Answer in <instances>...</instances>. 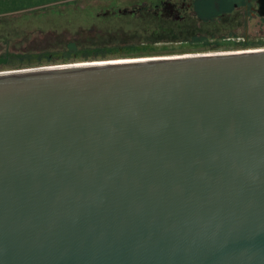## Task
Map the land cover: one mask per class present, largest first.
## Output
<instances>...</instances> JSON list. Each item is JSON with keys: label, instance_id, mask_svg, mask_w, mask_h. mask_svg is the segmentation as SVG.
Here are the masks:
<instances>
[{"label": "water", "instance_id": "obj_1", "mask_svg": "<svg viewBox=\"0 0 264 264\" xmlns=\"http://www.w3.org/2000/svg\"><path fill=\"white\" fill-rule=\"evenodd\" d=\"M0 264H264V47L0 71Z\"/></svg>", "mask_w": 264, "mask_h": 264}, {"label": "rangeland", "instance_id": "obj_2", "mask_svg": "<svg viewBox=\"0 0 264 264\" xmlns=\"http://www.w3.org/2000/svg\"><path fill=\"white\" fill-rule=\"evenodd\" d=\"M69 1L0 0V70L264 47V16L239 1L208 20L199 19L192 0H162L156 6L121 0V17L91 20L74 12L86 6L95 9L104 0H75L73 5ZM38 4L70 10L69 20L57 15L19 19L34 8L2 11Z\"/></svg>", "mask_w": 264, "mask_h": 264}, {"label": "trees", "instance_id": "obj_3", "mask_svg": "<svg viewBox=\"0 0 264 264\" xmlns=\"http://www.w3.org/2000/svg\"><path fill=\"white\" fill-rule=\"evenodd\" d=\"M101 1V0H99ZM105 3H101L96 5L95 9L94 7L90 9L88 6L79 9L77 11H80V13L74 12V14H80L81 18H85L88 20L91 19H110L111 17H121V6L123 3L121 0H104ZM143 1H147L149 4H153L154 6L158 5L162 0H132L129 1L126 4H130L133 6H138ZM239 1L240 3H243V0H192V6L196 10V15H198L199 19L201 20H208L209 18H214L216 16H220L222 13H226L230 11V8H233L234 3ZM70 5L76 4L77 1L72 0L67 2ZM40 7H37V5L34 7V9H31L23 15L19 17V19L24 20L29 18H38L37 20H40L42 17H48V16H63L64 20L67 18L69 20V12L70 10H66L65 8L59 9L58 5H51L43 7L42 4H38ZM26 6L17 8V9H24ZM94 9V10H93ZM97 9V12H96ZM1 11V10H0ZM3 11V10H2ZM112 12V13H111ZM67 13V14H66ZM131 15L133 13H130ZM71 15V14H70ZM85 20V21H87Z\"/></svg>", "mask_w": 264, "mask_h": 264}, {"label": "bare ground", "instance_id": "obj_4", "mask_svg": "<svg viewBox=\"0 0 264 264\" xmlns=\"http://www.w3.org/2000/svg\"><path fill=\"white\" fill-rule=\"evenodd\" d=\"M257 48H260V47H257ZM262 48V47H261ZM249 49V48H248ZM251 49H256V48H251ZM225 51H236V50H224V51H221V52H225ZM212 52V51H210ZM214 52H218V51H214ZM201 53H209V52H200V53H185V54H178V55H187V54H201ZM176 55V54H174ZM165 56V55H164ZM166 56H170V55H166ZM142 56L140 57H130V58H141ZM144 57H154V56H144ZM117 59H129V58H113V59H106V60H117ZM101 60V59H100ZM87 61H90V60H87ZM77 62H81V61H77ZM17 69V68H16ZM10 70H15V69H10ZM0 71H8V70H0Z\"/></svg>", "mask_w": 264, "mask_h": 264}, {"label": "flooded vegetation", "instance_id": "obj_5", "mask_svg": "<svg viewBox=\"0 0 264 264\" xmlns=\"http://www.w3.org/2000/svg\"><path fill=\"white\" fill-rule=\"evenodd\" d=\"M243 4L245 6H250V8L252 9V11H254V13H258L257 12V9H258V2H257V0H243Z\"/></svg>", "mask_w": 264, "mask_h": 264}, {"label": "crops", "instance_id": "obj_6", "mask_svg": "<svg viewBox=\"0 0 264 264\" xmlns=\"http://www.w3.org/2000/svg\"><path fill=\"white\" fill-rule=\"evenodd\" d=\"M42 5H44V4H42ZM37 6H39V5H37ZM35 6H33V7H26V8H24V9H31V8H34ZM14 10H18L17 8H14V9H7V10H3V11H14Z\"/></svg>", "mask_w": 264, "mask_h": 264}]
</instances>
